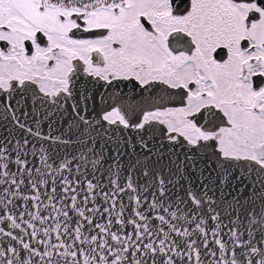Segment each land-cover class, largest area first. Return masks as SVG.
Instances as JSON below:
<instances>
[{
	"label": "snow or ice",
	"instance_id": "1",
	"mask_svg": "<svg viewBox=\"0 0 264 264\" xmlns=\"http://www.w3.org/2000/svg\"><path fill=\"white\" fill-rule=\"evenodd\" d=\"M0 264H264V0H0Z\"/></svg>",
	"mask_w": 264,
	"mask_h": 264
}]
</instances>
